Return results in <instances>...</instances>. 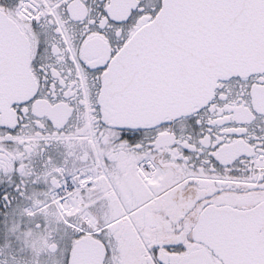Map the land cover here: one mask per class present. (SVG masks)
<instances>
[{"label":"snow or ice","instance_id":"1","mask_svg":"<svg viewBox=\"0 0 264 264\" xmlns=\"http://www.w3.org/2000/svg\"><path fill=\"white\" fill-rule=\"evenodd\" d=\"M0 264H264V0H0Z\"/></svg>","mask_w":264,"mask_h":264}]
</instances>
